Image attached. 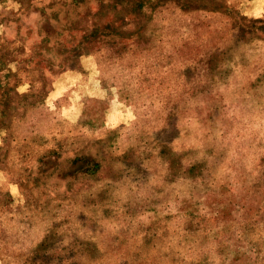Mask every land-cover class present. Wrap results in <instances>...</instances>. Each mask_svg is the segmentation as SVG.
<instances>
[{"label":"rangeland","instance_id":"rangeland-1","mask_svg":"<svg viewBox=\"0 0 264 264\" xmlns=\"http://www.w3.org/2000/svg\"><path fill=\"white\" fill-rule=\"evenodd\" d=\"M0 264H264V0H0Z\"/></svg>","mask_w":264,"mask_h":264}]
</instances>
